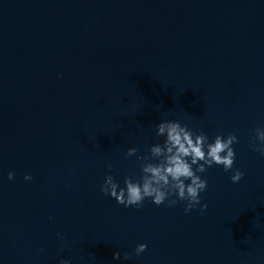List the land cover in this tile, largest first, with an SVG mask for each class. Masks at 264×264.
Wrapping results in <instances>:
<instances>
[{"label":"water","instance_id":"1","mask_svg":"<svg viewBox=\"0 0 264 264\" xmlns=\"http://www.w3.org/2000/svg\"><path fill=\"white\" fill-rule=\"evenodd\" d=\"M163 120L238 137L231 171L199 173L203 211L100 190L108 164L139 177ZM256 127L264 0H0V264H264Z\"/></svg>","mask_w":264,"mask_h":264},{"label":"clouds","instance_id":"2","mask_svg":"<svg viewBox=\"0 0 264 264\" xmlns=\"http://www.w3.org/2000/svg\"><path fill=\"white\" fill-rule=\"evenodd\" d=\"M254 133L250 147L264 156V127H256ZM155 135L163 137V143L153 144L147 154L137 157L141 169L139 177L133 179L125 176L124 187H121L110 174L112 165L108 164L109 174L105 175L101 192L125 207L139 208L145 199H150L157 206L167 201L169 207H174L178 201H187L185 213L191 212L198 204L201 211L207 209V204H201L200 197V193L207 189V180L202 179L199 173H205L213 165L223 166L225 172L231 171L236 157L233 145L238 143V137L233 133L227 136L217 134L210 141L203 131L194 132L178 120L159 122ZM138 151L136 147L128 148L125 158L136 155ZM243 176L244 172L237 169L230 179L238 183ZM13 177L14 173L9 172L8 179ZM24 179L31 180L32 176L25 175ZM173 196L175 199H171ZM146 248V244L137 245L136 255ZM120 256L121 253L116 252L113 258L119 259ZM123 258L129 259L128 254H123ZM59 264H70V261L61 259Z\"/></svg>","mask_w":264,"mask_h":264}]
</instances>
